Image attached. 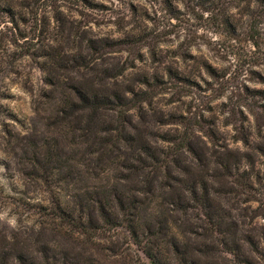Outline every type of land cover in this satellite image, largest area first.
<instances>
[{"label": "rangeland", "instance_id": "rangeland-1", "mask_svg": "<svg viewBox=\"0 0 264 264\" xmlns=\"http://www.w3.org/2000/svg\"><path fill=\"white\" fill-rule=\"evenodd\" d=\"M88 3L0 0V247L22 255L26 264L51 254L83 264H154L124 218L121 226L104 230L103 239L87 242L50 224L45 210L56 195L78 202L83 196L93 209L98 192L127 173L121 162L130 154L128 135L143 130L165 152L178 147L168 179L175 187L159 190L153 203L159 204L145 214L162 231L164 255L173 252L166 250L171 236L180 234L181 247L198 264H264V2ZM55 76L58 86L49 84ZM100 78L112 98L117 92L122 99L115 97L119 107H112V118L98 125L80 111L71 123L62 120L64 92L101 86ZM109 122L123 124L125 137L113 145L112 164L107 159L110 164L100 166L99 129ZM49 152L60 158L48 162ZM228 161L248 171V185L213 177ZM180 178L204 180V207L191 191L194 212L170 211L169 192L184 193L191 184ZM206 212L224 216L222 228L236 255L204 236ZM21 217L32 224L10 231ZM138 232L137 240L145 241V227Z\"/></svg>", "mask_w": 264, "mask_h": 264}, {"label": "trees", "instance_id": "trees-1", "mask_svg": "<svg viewBox=\"0 0 264 264\" xmlns=\"http://www.w3.org/2000/svg\"><path fill=\"white\" fill-rule=\"evenodd\" d=\"M86 4L91 5L88 3ZM264 2V0H260ZM8 10V8H5ZM56 77V76H55ZM56 80H51L49 84L58 86L59 80L56 77ZM101 86L89 87L87 84H83L82 88L75 87L73 94H68L64 92L65 104L60 111L63 112V119H66L67 122L71 123L74 119H77L78 116L76 113L83 112V115L88 118L90 121H95L97 124H104L105 116L112 118L111 110H118L116 105V98L120 100V94L114 92L112 98V88L107 85L105 79L100 78ZM81 83V82H80ZM106 85V86H102ZM72 93V92H70ZM135 94V93H134ZM77 99V100H75ZM127 99V97H125ZM129 99L126 100L128 103ZM91 101V102H89ZM136 102L132 103V107H136ZM123 106V105H122ZM141 110V106H139ZM107 129H99V131H104V134H101L97 140L99 143V156L98 163L100 166L105 164H112V148L113 145H118L122 139H124V125H113V123L107 124ZM136 126H134V129ZM84 130L86 131L85 127ZM98 131V130H97ZM137 131V130H135ZM84 135H87L86 133ZM128 142L130 147V154L127 155L125 160H122L121 164L126 167L127 173L120 178L118 185L112 186L108 190H102L98 192V199L93 205L89 203V199H86L82 196L81 200L78 202L77 199L67 200L62 196H55L51 200L50 205L45 207L46 215L50 219L49 223L57 225L60 230H65L69 233H78L84 235L87 242H91L96 239H103V231L115 229L119 224V221L124 218L122 223L128 224L130 232L136 238L134 239L135 243L140 245L141 250L145 255L154 263V264H198L197 260L191 258L192 251L184 250L183 240L180 237V234L173 235L171 248L166 249L173 252L169 255H164L163 248H161V235L162 231L155 230V227H152L150 221H147L145 214L149 211L150 208L154 209L157 204H153L155 199L158 200L159 190H163L167 185L169 188L174 189L175 185L169 180L172 177V171L175 167L173 165V160L175 154L178 152V147L175 149L165 152L158 145H152L149 138H147V133H144L143 130L135 133V135H128ZM112 139V144L110 141ZM187 141V140H186ZM139 143V145H136ZM184 140L181 141V147L184 146ZM110 147V148H109ZM60 156L56 152H49L45 156V159L48 162L57 161ZM110 160V163L106 161ZM120 164L119 162L117 165ZM219 168L214 174V178L219 180L221 177L226 178L227 181H236L240 186L248 185L249 176H247V170L240 172V166L236 167L234 164L228 161V164L225 162L220 163ZM105 169V168H103ZM238 170L237 174L235 170ZM73 173V172H72ZM176 179V178H174ZM184 178L177 179V182H181L183 185H186L190 181V185L185 188L184 193H174L171 190L169 192L168 199L170 203L174 205L173 210L178 211L184 214H188L189 211L195 209L196 206H193L190 202V192L192 197L191 199L194 202L198 203V206L201 208L205 204L203 203L204 199H208V187L207 184L203 182V179L192 180H183ZM123 183V184H122ZM133 185L134 188L126 187L128 185ZM203 188L206 190V193L199 194L198 189ZM138 191L137 193L135 191ZM75 197V196H74ZM79 205V209L78 206ZM48 207V208H47ZM78 211V213H77ZM205 217H201L207 227L209 233L204 235L209 238L213 243L217 244V247L220 246L224 251L235 254V245L229 241L230 233L225 232L222 228L224 225V216H221L218 213L206 212ZM141 220L144 221L141 223ZM146 220V221H145ZM144 226L145 233L147 234V239L145 241L137 240L139 238L138 227ZM207 247V245H206ZM205 251V250H204ZM176 253V254H175ZM236 255V254H235ZM190 257V258H189ZM15 258V259H14ZM40 258V257H39ZM23 256L17 257L14 255V252H11L4 247H0V264H26L23 260ZM34 259H38L35 257ZM24 261V262H23ZM242 262H247L248 260H242ZM32 264H83L78 261H68L64 258L57 256V254H51V256H46L43 261L41 260H32Z\"/></svg>", "mask_w": 264, "mask_h": 264}, {"label": "clouds", "instance_id": "clouds-1", "mask_svg": "<svg viewBox=\"0 0 264 264\" xmlns=\"http://www.w3.org/2000/svg\"><path fill=\"white\" fill-rule=\"evenodd\" d=\"M91 102V101H89ZM11 194L10 190H8L5 195ZM4 219L8 221V216L7 212H5ZM15 219V216L13 217ZM35 218H33L34 220ZM22 223L16 224V223H11L10 231H19L21 228H27L29 224H32V221L26 220L23 217H21Z\"/></svg>", "mask_w": 264, "mask_h": 264}]
</instances>
